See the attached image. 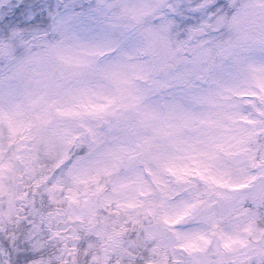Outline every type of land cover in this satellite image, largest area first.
I'll list each match as a JSON object with an SVG mask.
<instances>
[{"label": "rangeland", "instance_id": "374dc122", "mask_svg": "<svg viewBox=\"0 0 264 264\" xmlns=\"http://www.w3.org/2000/svg\"><path fill=\"white\" fill-rule=\"evenodd\" d=\"M15 2L2 5V13ZM123 2L24 0L35 4L38 20L15 37L0 32V108L19 105L21 123L55 114L64 128L84 127L87 133H75L79 143L103 153L106 172L96 180L120 177L123 187L149 189L151 203L167 218L184 216L180 225L200 207L231 202L226 205L238 223H229L220 238L224 249H239L251 239L246 228H264L257 212L248 211L251 205L240 207L238 200L250 190L241 184L264 180L257 171L252 178L246 167L250 157L264 155V92H254L255 83L230 62L212 70L185 71L179 61L146 69L150 58L136 51L131 32L106 27V19L90 11L100 6L110 17L107 6ZM73 14H79L76 22L58 23ZM49 34L60 36V45L54 53L39 52ZM12 141L26 152L0 119V145ZM5 172L0 170V190ZM184 226L171 229L179 237L175 248L191 245L185 253H204L197 245L208 237L199 233L203 223Z\"/></svg>", "mask_w": 264, "mask_h": 264}, {"label": "snow or ice", "instance_id": "6c2138e0", "mask_svg": "<svg viewBox=\"0 0 264 264\" xmlns=\"http://www.w3.org/2000/svg\"><path fill=\"white\" fill-rule=\"evenodd\" d=\"M107 7L112 12L110 17L100 6L90 11L97 18L106 19V27L122 26L131 32L136 51L150 58L145 62L146 69L179 61L185 71L205 66L212 70L230 62L264 92V65L246 62L238 51L244 47L241 40L210 46L211 40L202 39L212 32L234 28L252 15L244 8L236 10L231 0L224 5L219 0H124ZM78 16L70 15L58 23L66 27ZM37 20L35 4L18 0L10 13H0V32L15 37ZM21 111L19 105L0 108V119L20 136L26 150L21 152L17 141L0 145V170H6L7 176L6 187L0 190V264H151L150 254L161 242L159 234L145 227L136 216L129 215L124 220L117 215L119 210L113 211L109 186L119 188L123 184L120 177L96 180L102 171L106 172L100 167L103 153L95 144L89 145L87 154L68 170L69 174L75 171L77 182L81 176L88 177L94 189L83 198L70 192L61 201L56 192L64 179L54 173L63 168L68 146L79 136L62 127L55 114L37 115L21 123L17 119ZM41 150L51 164L46 166L47 174L37 176L28 166L27 153ZM246 167L252 178L256 176L252 169L264 176V155L250 157ZM240 187L250 189L238 198L240 207L250 204L248 211L264 208V180L255 186ZM137 206L121 205L120 209ZM55 217L63 218L62 225L52 223ZM183 219L184 216H165L164 224L178 229ZM61 227L71 234V240L68 235H61ZM245 231L251 233L247 264H264V228L258 233L250 228ZM190 247L181 245L180 250Z\"/></svg>", "mask_w": 264, "mask_h": 264}, {"label": "clouds", "instance_id": "9594fccd", "mask_svg": "<svg viewBox=\"0 0 264 264\" xmlns=\"http://www.w3.org/2000/svg\"><path fill=\"white\" fill-rule=\"evenodd\" d=\"M221 5L227 4L230 0H219ZM236 6V10L246 9L252 15L246 17L238 26L234 28H224L220 31L210 33L203 36L204 40H211L210 46H215L220 42L241 40L244 47L238 49L246 62H251L257 66L264 65V0H231ZM231 11V10H230ZM61 43V37L55 34H49L44 37L40 43L39 52L51 54L58 48ZM50 63H55L54 55L50 56ZM254 92L260 93L259 88H253ZM87 147L79 143L78 139L68 146V159L65 161L63 168H57L54 175L57 178H63L64 184L61 185L56 192V196L63 201L70 192L79 193L83 198L85 193L94 189V184L88 177H79V182L75 179L76 173L73 170L69 174V169L81 157L87 154ZM27 163L33 175L47 174V165L51 164V160L46 157L41 150L38 152L27 153ZM257 169H252L255 173ZM109 195L112 200L111 207L117 211V215L121 219L127 220V216H136L140 223L145 227L159 234L160 240L164 243H178L174 232L171 230L174 226L164 224L165 210L154 206L151 201L153 199L149 189H139L136 187H119L113 188L109 186ZM135 204L137 207L120 209L121 205ZM178 227H185L179 225ZM186 259V254L180 249L175 250V259L171 264H180L181 259Z\"/></svg>", "mask_w": 264, "mask_h": 264}, {"label": "flooded vegetation", "instance_id": "af4514ba", "mask_svg": "<svg viewBox=\"0 0 264 264\" xmlns=\"http://www.w3.org/2000/svg\"><path fill=\"white\" fill-rule=\"evenodd\" d=\"M11 3L12 0H0V13H2V5ZM170 66L172 67V64ZM83 132L87 133L84 127H78L75 131V133ZM87 137L86 141L90 142V137L88 135ZM258 177H261V175ZM219 202L220 203L216 202L214 205L200 207V209L194 212L193 215L189 217V220L184 223V225L203 223V228L199 233L204 236L207 235L208 237L207 240H197V245L205 247L202 248L205 250L204 253L201 250H199L198 253H185L183 251V253L186 254V259L182 258L180 264H247L246 252L250 239H247L246 243L239 249L236 248L231 250L222 247L220 235L229 223L233 221L238 223V218L236 219L234 210L230 211V205H226L231 202L226 200ZM254 211L258 214V223L264 224V208H259L258 210L254 209ZM54 221H63V218L55 217L52 223ZM60 231L61 235L71 236L70 233H65L64 230ZM176 246V243L168 244L161 241L160 244L157 245L156 251L150 254L151 264H171L172 260L175 259ZM198 257L200 258L198 259ZM72 258L74 259V257Z\"/></svg>", "mask_w": 264, "mask_h": 264}, {"label": "water", "instance_id": "95a60500", "mask_svg": "<svg viewBox=\"0 0 264 264\" xmlns=\"http://www.w3.org/2000/svg\"><path fill=\"white\" fill-rule=\"evenodd\" d=\"M62 223H63V221H59V222H57V221H54V223H53V224H54V225H55V224H61V225H62ZM70 223H71V222H70ZM60 230H63V227H61V229H60Z\"/></svg>", "mask_w": 264, "mask_h": 264}, {"label": "trees", "instance_id": "16d2710c", "mask_svg": "<svg viewBox=\"0 0 264 264\" xmlns=\"http://www.w3.org/2000/svg\"><path fill=\"white\" fill-rule=\"evenodd\" d=\"M39 15V14H38Z\"/></svg>", "mask_w": 264, "mask_h": 264}]
</instances>
